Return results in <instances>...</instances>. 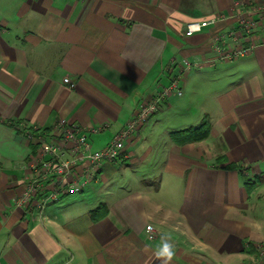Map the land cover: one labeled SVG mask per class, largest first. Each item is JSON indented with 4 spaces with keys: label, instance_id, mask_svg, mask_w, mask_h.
I'll return each mask as SVG.
<instances>
[{
    "label": "crops",
    "instance_id": "0c3cea01",
    "mask_svg": "<svg viewBox=\"0 0 264 264\" xmlns=\"http://www.w3.org/2000/svg\"><path fill=\"white\" fill-rule=\"evenodd\" d=\"M261 7L264 0H0V264H160L154 253L164 240L174 245L171 264L254 259L264 246V19L253 10ZM220 15L184 36L188 21ZM174 77L181 95L158 103L79 192L17 204L31 166L48 158L41 140L67 157L66 129L81 128L93 150L103 148ZM205 117L207 138L171 140ZM128 160L145 163V190L131 186L137 170L123 167ZM83 170L77 164L67 182ZM119 172L115 193L107 183ZM100 203L107 213L94 221L89 210Z\"/></svg>",
    "mask_w": 264,
    "mask_h": 264
},
{
    "label": "built area",
    "instance_id": "2783aa9c",
    "mask_svg": "<svg viewBox=\"0 0 264 264\" xmlns=\"http://www.w3.org/2000/svg\"><path fill=\"white\" fill-rule=\"evenodd\" d=\"M261 13L262 19H264V7L253 8ZM238 17H242L241 13L235 14ZM225 18L224 15L210 17L207 19L190 20L186 23L184 29V36L188 37L194 33L200 32L205 27L213 24L218 19ZM244 27L249 29L251 23L245 21ZM243 54L242 50H238L229 54H226V58H231L236 55ZM185 66H191L190 63L185 62ZM178 77H174L170 82L163 87L157 96L147 103L139 104L135 114L131 117L126 127L119 131V134L104 146L103 148L93 150L90 146V142L87 140V133L81 128L74 130L66 129V136L74 143L73 148L69 156H64L55 145L41 140V148L43 152L48 155V158H41L39 162L31 166V175H33L27 182L25 192L19 197L17 201L18 205H23L28 202L33 196L40 195V205L43 206L46 203L55 201L59 196L65 194L77 193L81 190L83 184L91 182L95 178L96 171L100 170L104 162L113 160L118 157L123 148L124 140L133 130L144 124L150 116L153 115L158 109V103H161L164 98L171 94L181 95V91L178 87ZM68 83V78L62 80ZM89 132H98L99 128L91 127ZM82 163L84 170L82 171V178H77L76 181L67 182L72 172L75 171L77 164ZM49 187H46L48 186ZM148 233L146 234L148 239L155 237V232L152 226H148ZM248 264H264V246L257 247V256L254 257Z\"/></svg>",
    "mask_w": 264,
    "mask_h": 264
},
{
    "label": "trees",
    "instance_id": "16d2710c",
    "mask_svg": "<svg viewBox=\"0 0 264 264\" xmlns=\"http://www.w3.org/2000/svg\"><path fill=\"white\" fill-rule=\"evenodd\" d=\"M210 123L208 118H203L199 124L193 127H188L180 131H175L170 134V138L174 143L178 144H184L189 143L193 141H200L209 136V130H210ZM220 160L226 161L223 156L220 157ZM236 164L234 163H228L226 167H235ZM264 180V178L261 179V177L257 178V182ZM107 206L104 203L98 204L95 208L92 210H89L90 218L94 221L99 220L100 218L104 217L107 213L106 211Z\"/></svg>",
    "mask_w": 264,
    "mask_h": 264
},
{
    "label": "rangeland",
    "instance_id": "374dc122",
    "mask_svg": "<svg viewBox=\"0 0 264 264\" xmlns=\"http://www.w3.org/2000/svg\"><path fill=\"white\" fill-rule=\"evenodd\" d=\"M147 161H148V160H147ZM147 161H146V163H147ZM133 164H134V163H133L132 160H128V161H126V163L123 165V167H124V166H130V165L135 166V168H136V170H137L136 177L132 180V182H131L130 184H131V186L134 185V186H136V187H140V189H142V190H145L150 184L147 183L148 181H147L146 179L143 178V177H146V176H140V174H139V172H141V171H140L141 167H142L143 165H145V163L140 162V163H136V165H135V164L133 165ZM117 183H121V175H120V172H119L118 174H116L113 178H111V179L108 181L107 184H109V185H111L112 187L115 188V186L118 185ZM114 192L117 193V192H118V189L115 188V191H114ZM91 200H92V199H91Z\"/></svg>",
    "mask_w": 264,
    "mask_h": 264
},
{
    "label": "clouds",
    "instance_id": "9594fccd",
    "mask_svg": "<svg viewBox=\"0 0 264 264\" xmlns=\"http://www.w3.org/2000/svg\"><path fill=\"white\" fill-rule=\"evenodd\" d=\"M154 255L156 259L160 261V264H171L175 256L174 245L168 240H164L159 249L155 251Z\"/></svg>",
    "mask_w": 264,
    "mask_h": 264
}]
</instances>
